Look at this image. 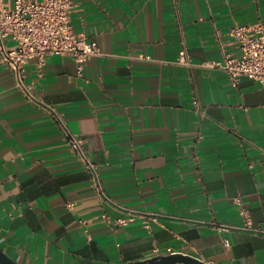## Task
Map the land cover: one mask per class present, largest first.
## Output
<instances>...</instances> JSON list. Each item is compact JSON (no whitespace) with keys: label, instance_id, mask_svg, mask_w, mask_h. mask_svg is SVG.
<instances>
[{"label":"crops","instance_id":"crops-1","mask_svg":"<svg viewBox=\"0 0 264 264\" xmlns=\"http://www.w3.org/2000/svg\"><path fill=\"white\" fill-rule=\"evenodd\" d=\"M72 22L100 52L82 72L68 55L30 61L37 100L0 50L1 248L21 264H264V232L242 214L264 229V85L236 87L217 65L239 51L233 27L264 25V0H78ZM47 105L85 139L111 199L160 215L151 229L117 224L126 214Z\"/></svg>","mask_w":264,"mask_h":264},{"label":"built area","instance_id":"built-area-1","mask_svg":"<svg viewBox=\"0 0 264 264\" xmlns=\"http://www.w3.org/2000/svg\"><path fill=\"white\" fill-rule=\"evenodd\" d=\"M77 5L78 0H13L12 3L0 0L2 61L15 71L17 85L33 100H37L34 86L27 82L25 75L30 61L37 60L42 68L50 57L56 54L68 55L75 59L82 72L85 64L100 52L98 41L91 39L86 32H77L73 25L72 19ZM229 34L239 51L226 52L223 61L217 65L227 72L236 87L245 78L255 79L264 85V25H237ZM11 42L15 44L14 47H11ZM178 62L192 64L187 47L181 50ZM47 107L63 127L69 146L93 175L101 195L126 214L117 219V224L129 225L143 219L145 226L151 229L152 223L160 220V215L132 209L111 199L102 188L97 163L85 149V139L70 130L61 111L52 105ZM242 214L247 220L246 228L264 232L263 228L253 226L248 209L243 208ZM226 244L231 245L229 240H226ZM159 251L156 248V252Z\"/></svg>","mask_w":264,"mask_h":264},{"label":"water","instance_id":"water-1","mask_svg":"<svg viewBox=\"0 0 264 264\" xmlns=\"http://www.w3.org/2000/svg\"><path fill=\"white\" fill-rule=\"evenodd\" d=\"M210 264L203 259L185 253L160 254L148 259L132 261L126 264ZM0 264H21L5 252L0 246Z\"/></svg>","mask_w":264,"mask_h":264}]
</instances>
